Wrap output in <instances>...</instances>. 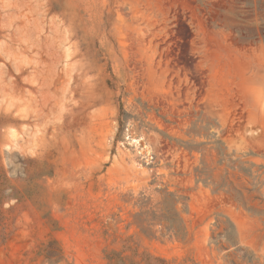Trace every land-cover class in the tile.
<instances>
[{"label":"rangeland","instance_id":"obj_1","mask_svg":"<svg viewBox=\"0 0 264 264\" xmlns=\"http://www.w3.org/2000/svg\"><path fill=\"white\" fill-rule=\"evenodd\" d=\"M149 255L264 264V0H0V264Z\"/></svg>","mask_w":264,"mask_h":264},{"label":"trees","instance_id":"obj_2","mask_svg":"<svg viewBox=\"0 0 264 264\" xmlns=\"http://www.w3.org/2000/svg\"><path fill=\"white\" fill-rule=\"evenodd\" d=\"M168 229H169V230H175V227L173 226V224H170V225L168 226ZM177 233H178V232H177ZM109 259H110V263H109V264H117L116 262H113V260H111L112 258H109ZM148 259H149L148 264H157V262H161V263H163V264L166 263L165 260H163V259H158V258H156V257H153L152 255H149V256H148Z\"/></svg>","mask_w":264,"mask_h":264}]
</instances>
